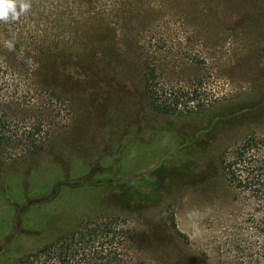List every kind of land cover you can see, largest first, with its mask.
<instances>
[{
	"label": "rangeland",
	"instance_id": "1",
	"mask_svg": "<svg viewBox=\"0 0 264 264\" xmlns=\"http://www.w3.org/2000/svg\"><path fill=\"white\" fill-rule=\"evenodd\" d=\"M30 3L0 23L2 258L87 222L128 264H264V0Z\"/></svg>",
	"mask_w": 264,
	"mask_h": 264
},
{
	"label": "trees",
	"instance_id": "2",
	"mask_svg": "<svg viewBox=\"0 0 264 264\" xmlns=\"http://www.w3.org/2000/svg\"><path fill=\"white\" fill-rule=\"evenodd\" d=\"M237 155L232 163L225 164V171L230 182L238 181L239 187H245L249 177L238 179L235 165L239 164L240 157ZM242 161V160H241ZM240 161V162H241ZM250 174V173H248ZM262 178L258 179L260 182ZM256 185V183H255ZM260 186L262 184H259ZM112 227L104 223V226L82 222L76 227L60 232L55 238L46 241L29 252L12 259L2 258L1 252L6 251L12 239L5 240L0 244V264H128L133 260L120 253L123 247L111 242L104 245L101 238L106 236Z\"/></svg>",
	"mask_w": 264,
	"mask_h": 264
},
{
	"label": "clouds",
	"instance_id": "3",
	"mask_svg": "<svg viewBox=\"0 0 264 264\" xmlns=\"http://www.w3.org/2000/svg\"><path fill=\"white\" fill-rule=\"evenodd\" d=\"M31 9L30 0H0V23H9L17 20L21 15L26 14ZM4 46L11 51L13 42L4 41Z\"/></svg>",
	"mask_w": 264,
	"mask_h": 264
}]
</instances>
